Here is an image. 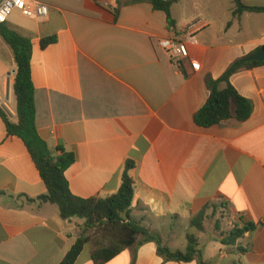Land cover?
Here are the masks:
<instances>
[{
    "label": "crops",
    "instance_id": "1",
    "mask_svg": "<svg viewBox=\"0 0 264 264\" xmlns=\"http://www.w3.org/2000/svg\"><path fill=\"white\" fill-rule=\"evenodd\" d=\"M264 7V0H241ZM124 0H53L44 21L25 19L15 28L33 42L31 74L36 124L52 151L71 152L66 177L81 198H107L122 185L125 167L135 182L130 220L159 235L173 251L194 234L203 259L214 264H264V64L235 75L231 83L253 105L251 117L209 128L195 115L210 97L208 81L236 60L264 48V13L234 16V0H182L166 14L150 4ZM197 20L206 27L189 44L199 71L177 68L158 40H186ZM57 42L41 47L45 37ZM13 51L0 36V107L17 122ZM224 87V85L222 86ZM47 188L24 142L8 135L0 116V264H60L83 232L85 221L63 220L50 203L29 200ZM229 206L234 226L255 224L236 246H225V227L206 231L191 220L207 204ZM210 214V211H209ZM244 250V251H242ZM88 244L76 264H94ZM235 255L229 261L228 255ZM106 264H198L165 261L145 241Z\"/></svg>",
    "mask_w": 264,
    "mask_h": 264
},
{
    "label": "trees",
    "instance_id": "2",
    "mask_svg": "<svg viewBox=\"0 0 264 264\" xmlns=\"http://www.w3.org/2000/svg\"><path fill=\"white\" fill-rule=\"evenodd\" d=\"M181 1L124 0V2L118 3L115 15L118 16L125 6L147 3L152 5L153 9L165 13L168 29L176 31L177 23L172 10L174 5ZM234 3V16L242 15L245 12L264 13V7H249L244 5L241 0H234ZM0 36L11 48L15 57L17 68L13 91L18 120L14 122L8 112L1 107L0 116L6 124L8 135L17 137L24 142L47 188L46 195L29 201L56 205L63 220L78 218L85 221L83 232L60 264H76L88 244L92 248L93 263L106 264L129 247L137 244L140 238L155 242L158 245L159 254L165 261L214 264L203 259L199 239L194 234L187 236V247L184 252L173 251L163 244L159 235L151 233L140 224L130 220L131 206L135 196V182L129 176V171L133 168L132 162L126 165L121 188L116 194L107 198H81L72 193L66 172L75 163V155L66 151L58 154V150H50L37 128L35 86L31 74L33 42L7 24H0ZM56 42L57 37L51 36L43 38L40 44L45 49ZM250 57L246 56L236 60L220 78L208 81L211 94L206 104L195 115V123L198 126L209 128L230 119L245 122L251 117L253 113L251 101L242 96L231 83L232 78L238 73L264 64V62H251L249 61ZM223 85L224 87H222ZM220 207L225 209L230 217L227 204H207L191 220V227L205 232V223L214 219ZM215 221L218 229V225L222 221L220 218H216ZM256 227L251 223L245 224L243 227L233 226L230 232L225 234L222 244L234 247L240 239L254 231Z\"/></svg>",
    "mask_w": 264,
    "mask_h": 264
},
{
    "label": "built area",
    "instance_id": "3",
    "mask_svg": "<svg viewBox=\"0 0 264 264\" xmlns=\"http://www.w3.org/2000/svg\"><path fill=\"white\" fill-rule=\"evenodd\" d=\"M15 13L25 19L44 21L49 18L50 10L41 0H0V24H8ZM206 25L204 20H197L187 27L186 40L161 38L158 47L180 70H183L184 62L189 61L191 68L199 71L201 64L190 57L189 44L196 42L197 35Z\"/></svg>",
    "mask_w": 264,
    "mask_h": 264
},
{
    "label": "rangeland",
    "instance_id": "4",
    "mask_svg": "<svg viewBox=\"0 0 264 264\" xmlns=\"http://www.w3.org/2000/svg\"><path fill=\"white\" fill-rule=\"evenodd\" d=\"M43 2H50V1H53V0H41ZM174 8V12L177 13V7H173ZM27 21L25 19H23V17H21L18 13H15L12 17H11V20H10V23L15 27L17 28L18 25L20 24H24L26 23ZM216 218H220L221 221H222V225L225 227V231L227 233L230 232V230L233 228L234 224L232 223L231 221V217L228 216V212L223 209L222 207H220V209L218 210L217 212V215L214 216V219L210 220L209 221V226L210 225H213ZM187 245V244H186ZM175 249H179L181 250L182 252H184L186 250V247H181V246H178L177 248L175 247ZM229 261H235V255L233 254H230L228 255V258H227ZM236 264H239L238 261H235Z\"/></svg>",
    "mask_w": 264,
    "mask_h": 264
},
{
    "label": "water",
    "instance_id": "5",
    "mask_svg": "<svg viewBox=\"0 0 264 264\" xmlns=\"http://www.w3.org/2000/svg\"><path fill=\"white\" fill-rule=\"evenodd\" d=\"M249 61H251V62H260V63L264 62V49H261L255 55L251 56L249 58Z\"/></svg>",
    "mask_w": 264,
    "mask_h": 264
}]
</instances>
